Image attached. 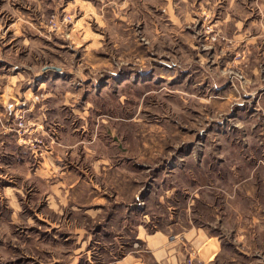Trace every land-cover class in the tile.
Wrapping results in <instances>:
<instances>
[{
    "label": "rangeland",
    "instance_id": "rangeland-1",
    "mask_svg": "<svg viewBox=\"0 0 264 264\" xmlns=\"http://www.w3.org/2000/svg\"><path fill=\"white\" fill-rule=\"evenodd\" d=\"M104 2L0 0V47L7 49H0V53L15 57L25 65L40 66L57 64L62 58L70 57L72 69L81 68L83 74L93 79L86 83L84 99L94 108L90 111V122L95 118L101 122L99 145L76 148L67 156L71 159L66 162L69 171L54 178L56 192L51 203L55 210L48 211L55 220L53 228L37 223L32 227L22 225L23 238L17 242L16 255L0 254V264H75L77 258L73 254L80 251L75 248L82 241L84 244L86 232L87 237L92 233V245L99 252L97 264H103L111 258L106 253L124 256L134 249L133 243L136 249H143L142 242L133 238L137 225L142 223L140 220L147 221L151 230L162 229L172 235L177 230L175 227L186 226L191 218L197 227L224 240V248L214 264H264V162L256 165L246 159L248 153L259 155L253 143L260 136L264 139V130L258 136L252 128L254 96L237 93L248 76L243 65L245 57L239 55V48L234 49L239 37L228 33L227 37L220 30L222 23L216 26L218 16L209 11L202 14L203 26L194 48L198 55L204 54L208 67H215L213 62L219 59L221 65L217 64L213 85H208V81L195 84L190 80L105 83L111 58L135 61L142 57V52L138 53L132 46L128 56L117 51L114 55L110 47L116 37L111 26H103L92 17L84 18L83 13L93 12L92 7ZM242 3L241 0V6ZM244 3L247 13L253 12L256 18L262 15L264 19V0ZM236 6L235 0L232 7ZM66 14L71 15V23H62ZM52 19H56V26H51ZM208 24L213 26L212 33L206 31ZM83 25L87 26L86 41L87 37L81 38ZM212 34L216 39H212ZM68 36L72 43L63 52L60 45ZM91 37L101 40V50L84 49ZM224 46L228 59L219 57ZM161 52L169 57L168 51ZM83 60L86 64L78 67ZM220 76H226L222 93L215 89ZM231 91L236 97L224 99ZM241 120L252 128L246 131L251 142L245 147L244 156L241 152L244 147L238 142L244 136V130L239 129ZM99 156L107 160L95 161ZM238 184L240 188L234 192ZM172 186L184 194L173 196ZM79 187L83 191L79 192ZM197 192L200 197L193 199V210L187 211L183 205L191 198L185 199V193L190 197ZM164 194L169 196L166 201ZM160 195L163 204L158 202ZM133 204L136 205L134 212L129 210ZM112 205L113 210L108 208ZM110 210L116 213L112 220L106 216ZM255 217L259 219L257 222ZM98 220L105 223L103 228ZM43 229L50 234L41 232ZM52 230L57 242L54 247ZM84 245L89 247V242ZM197 252L194 263H198ZM139 253L142 259L152 261L149 253Z\"/></svg>",
    "mask_w": 264,
    "mask_h": 264
},
{
    "label": "crops",
    "instance_id": "crops-1",
    "mask_svg": "<svg viewBox=\"0 0 264 264\" xmlns=\"http://www.w3.org/2000/svg\"><path fill=\"white\" fill-rule=\"evenodd\" d=\"M232 2L235 0H106L101 6L92 7L93 12L89 8L88 14L83 13L84 18H95V22L103 23V26H111L113 29L112 33L116 38L110 49L114 55H117L115 53L117 51L118 54L126 57L132 51V46L138 53L142 52V57L135 61L130 60L131 58L118 57V60L111 58L105 83L190 80L195 84L199 81H208V85L210 83L213 85L216 68L221 65L219 59L213 62L212 66L215 64V67H208L204 54L198 55L194 48L196 37L203 26L202 14L209 11L220 18L216 21V26L222 23L220 30H224L223 33L227 37L228 34L239 37L234 49L239 48V55L245 57L243 65L247 67L248 76L237 93L238 96H254L255 106L251 113L254 114L255 121L252 128L254 133L258 132V136L261 135L264 130V19L262 15L256 18L257 15L253 12L247 13L245 0H242L243 6L241 0H236L238 4L236 8L232 7ZM86 28L87 26L83 25L80 29L84 35L81 38L87 37L84 41L88 39ZM90 40L85 50L103 48L101 40L98 41L99 39L93 37ZM70 43H72L70 36L67 40H62L60 48L63 52L65 48H70ZM225 49L226 46L221 48L220 56L216 51L215 56L228 59ZM161 50L168 51L169 57L164 56ZM179 52L182 53L181 56L171 57ZM86 62L80 61L78 67ZM225 78L226 76H220L216 91L222 93L221 89L226 85L223 82ZM88 80L93 79L83 74L81 68L77 71L75 68L72 69L70 57L62 58L57 64L40 66L37 63L25 65L15 57L0 53V254L16 255L17 242H21L23 238L24 224L32 227L37 223L53 228L55 220L49 216L48 211L55 210L51 203L56 192L55 176H63L69 171L66 162L71 159L68 160L67 156L73 154L76 148L99 145L98 128L101 122L96 118L90 122V111L94 108L84 99ZM94 81L97 80L94 78ZM29 90L32 95H29ZM36 94H42L43 97L36 100L32 97ZM231 97H236L234 91L223 98L230 100ZM18 105H24L28 109L30 119L43 136L42 147L36 149L30 144L21 142L17 132L12 129L14 125L11 120L12 112ZM252 128L241 120L239 129L244 130V136L242 141L238 142H241L239 146L244 147L241 149L243 156L245 147L250 146L251 142L248 141L246 131ZM253 146L255 151L259 149V155L248 153L246 159L259 165L264 162V139L261 136L255 138ZM248 151L251 152L252 148ZM103 158L105 157L99 156L94 160L97 162L107 160ZM174 167L175 170L178 169V166ZM59 172L60 174H57ZM78 175L74 173V176ZM239 186L240 184L236 186L234 192L238 191ZM172 187L173 196L184 194L177 186ZM78 190L83 191L81 187ZM161 195L158 202L163 204ZM184 196L185 199H191L187 200L183 208L192 211V206L195 204L193 199L200 197L199 192L192 193L190 197L185 193ZM168 197L164 194L165 201ZM35 200H40L42 203ZM108 208L113 210L114 205ZM129 210L134 212L136 205H131ZM106 214L108 219L112 220L116 213L110 210ZM256 220L259 219L255 217L254 222H257ZM141 221L142 223H139L134 231L133 238L142 242L143 249H136L133 243L134 249L124 256L119 257L112 252L106 253L111 258L103 261V264H185L188 258L195 259L197 250L199 256L196 257L199 258L197 261H200V264H214L224 248L223 239L210 234L205 228L197 227L192 218L186 226L175 227L177 230L172 235L162 229L151 230L147 221L143 219ZM98 222L99 226L105 224L101 220ZM44 230L41 232L50 234L49 231ZM53 230L52 238L55 237ZM86 233L83 240L84 244L89 242V247L86 248L83 241L77 245L75 249L80 251L73 254V257L77 258L75 264L100 262L97 247L92 245L93 235L91 233L87 237ZM66 235L69 236L70 232ZM56 244L54 238L51 245L54 247ZM141 251L149 253L152 261L142 259L140 257L142 254L139 253ZM241 253L248 255L246 251ZM41 264L49 263L41 262Z\"/></svg>",
    "mask_w": 264,
    "mask_h": 264
},
{
    "label": "built area",
    "instance_id": "built-area-1",
    "mask_svg": "<svg viewBox=\"0 0 264 264\" xmlns=\"http://www.w3.org/2000/svg\"><path fill=\"white\" fill-rule=\"evenodd\" d=\"M50 22H52L51 26H56V19L55 21L54 19H52L50 20ZM69 22H72L71 15H64L62 23L68 24ZM206 31L212 33L214 31L213 26L211 24H208L206 27ZM212 39H216L213 34ZM34 96L36 100L41 99L43 97L42 94H36ZM28 112V109L25 108L24 105H18L15 109H13L11 120L14 125L12 129L17 132L18 139L21 142L30 144L32 147L38 149L39 147H42L44 145V139L40 131L36 129V126L34 125L33 121L30 119ZM185 264H200V261H198V263H194V258H188Z\"/></svg>",
    "mask_w": 264,
    "mask_h": 264
}]
</instances>
